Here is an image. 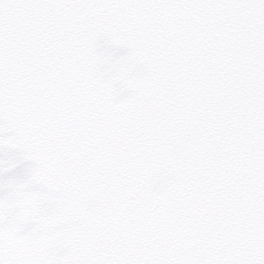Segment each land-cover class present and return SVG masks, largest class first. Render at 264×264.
I'll return each mask as SVG.
<instances>
[{"label": "snow or ice", "instance_id": "1", "mask_svg": "<svg viewBox=\"0 0 264 264\" xmlns=\"http://www.w3.org/2000/svg\"><path fill=\"white\" fill-rule=\"evenodd\" d=\"M0 264H264V0H0Z\"/></svg>", "mask_w": 264, "mask_h": 264}]
</instances>
